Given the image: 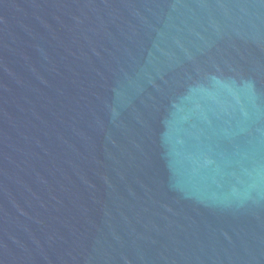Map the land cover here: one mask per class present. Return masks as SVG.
Returning <instances> with one entry per match:
<instances>
[{
	"label": "water",
	"instance_id": "water-1",
	"mask_svg": "<svg viewBox=\"0 0 264 264\" xmlns=\"http://www.w3.org/2000/svg\"><path fill=\"white\" fill-rule=\"evenodd\" d=\"M0 264H264V0H0Z\"/></svg>",
	"mask_w": 264,
	"mask_h": 264
}]
</instances>
